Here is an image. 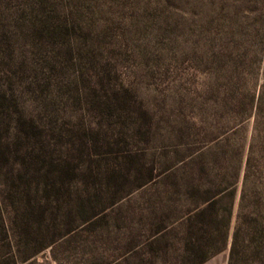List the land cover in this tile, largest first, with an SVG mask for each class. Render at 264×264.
Listing matches in <instances>:
<instances>
[{
	"label": "rangeland",
	"instance_id": "obj_1",
	"mask_svg": "<svg viewBox=\"0 0 264 264\" xmlns=\"http://www.w3.org/2000/svg\"><path fill=\"white\" fill-rule=\"evenodd\" d=\"M229 209L264 233V0H0V264H194Z\"/></svg>",
	"mask_w": 264,
	"mask_h": 264
},
{
	"label": "trees",
	"instance_id": "obj_2",
	"mask_svg": "<svg viewBox=\"0 0 264 264\" xmlns=\"http://www.w3.org/2000/svg\"><path fill=\"white\" fill-rule=\"evenodd\" d=\"M251 162L252 157L251 155H249L246 161L247 166L244 172V184H246L248 180V166H250ZM238 174L239 173H237L236 175ZM222 196H224V194ZM217 199L218 198L215 197H211L209 199L207 198V206L197 216L203 217L206 216L207 213L213 211L215 208V204L218 201ZM242 200H244V197H242ZM230 218L231 212L229 209L224 219L221 221L223 231L221 232L218 239L213 235V233L206 229V227L210 226L213 219H209L210 224L208 225L202 222L204 225L199 228V232L201 233V235H199L195 240H197L198 243L203 242L204 245L207 246V248L203 252H200V254L198 251H196V249L189 250L190 255H193L192 257H196L194 264H204L215 255L225 251L229 246V241L230 249L228 264H236L237 259L241 255V253L245 256V261H247V264H264V233L262 229L258 235L248 234L247 239L244 240L241 233L239 224L240 222L238 223V221L241 220L239 213V220L237 221V225L230 239ZM25 260L27 259H24V261Z\"/></svg>",
	"mask_w": 264,
	"mask_h": 264
},
{
	"label": "crops",
	"instance_id": "obj_3",
	"mask_svg": "<svg viewBox=\"0 0 264 264\" xmlns=\"http://www.w3.org/2000/svg\"><path fill=\"white\" fill-rule=\"evenodd\" d=\"M207 263H209V262H206L205 264H207Z\"/></svg>",
	"mask_w": 264,
	"mask_h": 264
}]
</instances>
